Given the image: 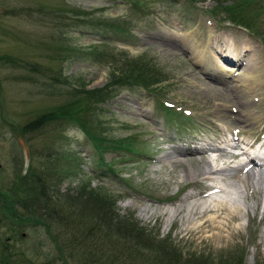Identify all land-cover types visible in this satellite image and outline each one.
<instances>
[{
    "label": "rangeland",
    "instance_id": "rangeland-1",
    "mask_svg": "<svg viewBox=\"0 0 264 264\" xmlns=\"http://www.w3.org/2000/svg\"><path fill=\"white\" fill-rule=\"evenodd\" d=\"M136 1L137 7L128 0H0L1 193L23 189L15 172L20 170L21 176L29 164L38 170L41 163L52 179H58L59 192L71 193L85 182L94 192L114 199L121 218L131 216L149 237L167 239L184 258L201 256L206 264H214L241 254L243 264H264V177L260 176L259 189L248 183L244 188V158L222 155L210 163L213 169L235 168L226 172L219 184L232 183L227 190L233 189L236 177L240 179L237 189L228 194L232 203L241 206L229 227L231 236L216 240L200 226V215L205 212L194 219L188 215L193 204L204 210L211 200L221 199L218 193L212 198L201 195L209 187L197 175L209 158L203 154L179 156L174 144L204 137L227 139L230 130L245 142L254 138L264 141V0H256L260 15L253 35L228 22L221 9L213 10L237 0ZM63 7L70 10L62 13ZM71 10L93 15L79 27ZM114 17L125 22L127 33L92 28L98 20ZM190 37L196 45L189 42ZM215 40L226 44L212 48ZM203 45L207 61L200 63L197 51ZM245 45L249 50L244 54ZM79 48L110 54L116 61L143 56L165 77L149 93L119 86L94 113L108 139L130 136L136 151L112 149L107 142L99 159L75 126L61 128L52 139L49 131L42 136L28 132L27 123L62 104L72 89L81 84L87 90L100 89L108 82L111 61L91 52L81 58L70 57L78 56ZM224 56L237 58V70L229 72ZM249 66L259 84L241 93L236 88ZM159 99L175 113L164 115ZM176 117H180L179 123ZM140 151L142 154H137ZM170 157L177 162L171 163ZM110 164L116 176L108 169ZM5 223L0 222V244L7 245L6 253L17 254L19 264H41L51 253L43 231L27 226L22 230L23 240L9 239Z\"/></svg>",
    "mask_w": 264,
    "mask_h": 264
},
{
    "label": "trees",
    "instance_id": "trees-1",
    "mask_svg": "<svg viewBox=\"0 0 264 264\" xmlns=\"http://www.w3.org/2000/svg\"><path fill=\"white\" fill-rule=\"evenodd\" d=\"M128 1L133 7L139 5L136 0ZM257 5L256 0H237L228 6L218 5L213 10L221 9L227 21L241 25L253 34L260 15ZM68 10L61 8L62 13ZM213 10L208 12L213 15ZM71 12L77 17L75 22L79 27L93 15L91 11ZM98 24H101V28ZM124 24L120 17H114L98 20L92 28L122 35L128 31ZM90 52L111 61L112 70L108 82L100 89L87 90L83 84L76 90L72 89L73 92L62 104L36 115L34 120L27 123L28 132H39L42 136L49 131L48 138L52 139L61 128L75 126L99 159L101 151L107 148L104 145L107 142L111 143L108 146L112 149H122L128 153L136 151L134 138L130 136L112 141L108 139L94 113H98L99 105L109 99L112 91L119 86L140 88L149 93L156 89L152 86L165 77L143 56L116 61L110 54L79 48L78 56L70 57L81 58L90 55ZM42 66H37L38 72ZM32 70H36V67ZM19 134L24 138L21 129ZM38 165L41 167L37 170L29 164L26 173L21 176L18 173L20 170L15 172L16 182L23 189L17 188L11 194L1 193L0 190V211L4 214L0 222H8L6 228L11 233L9 239L18 237V240H23L22 230L27 226L29 229L43 231L52 251L43 258L41 264H206L207 260L201 256L182 257L167 239L149 237L146 229L140 227L131 216L121 218L118 215L114 199L94 192L85 182L77 185V189L71 193L59 192L58 179L51 178L48 168L43 170L45 165ZM108 169L115 171L111 164ZM5 248L7 251V245L0 244V264H19L15 259L17 254L6 253ZM19 254L18 257L22 255ZM214 264H243V257L239 254L225 260L218 259Z\"/></svg>",
    "mask_w": 264,
    "mask_h": 264
},
{
    "label": "bare ground",
    "instance_id": "bare-ground-1",
    "mask_svg": "<svg viewBox=\"0 0 264 264\" xmlns=\"http://www.w3.org/2000/svg\"><path fill=\"white\" fill-rule=\"evenodd\" d=\"M194 40L195 39L193 37L189 38V42L192 43L193 46L196 45V41H194ZM181 42L183 44H185V42L183 40H181ZM214 42H216V43H214L212 48L214 46H215V48H217L220 45H225L226 44V43H223V42L221 43V41H219V40L218 41L215 40ZM179 44H181V43L178 42V45ZM196 48H197V46H196ZM205 48H206L205 45L201 46V48L198 47V51L197 52H199L198 57H200V59H199L200 63L201 62L203 63L204 61H207V57L205 58V56H204ZM206 50H207V48H206ZM248 50H249L248 47L245 45L244 48L242 49V53L245 54L246 51H248ZM192 52H194V51H192ZM252 68L253 67H251V66L246 67L245 70H244V71H246V73H242L241 79L239 81L240 82V86L238 88H236L241 93L242 92L243 93H247L248 90H252L254 88V86H257V84H259V78L257 79V77L254 74ZM230 69L231 70H229V72H232L233 71V67H231ZM169 159L171 160V163L177 162V159L174 158V157H172V158L170 157ZM228 168H230V169H228ZM228 168L224 167V168H218V169L214 168L213 169V167L211 168L210 161H205L204 165H202V167L200 169L201 170L200 173L197 176L201 177L200 180L209 181V180L214 179L215 177L227 176V174H225L226 172L232 171L233 169H235V168H232V167H228ZM198 170H199V168H198ZM190 176H194V173H191ZM238 180H240V179L238 177H236L232 181L233 185H235L233 187V189L236 188ZM242 180L244 181L243 187L247 183L251 184L254 187V189H255V187H256V189H259V187H260L259 186L260 183H261L260 177L258 175H256L255 173H252V172L246 173L245 176H244V179H242ZM230 184H232V183L228 182L227 183V187L230 188V186H229ZM219 188L222 191L221 193L223 194V197H221V199L223 198L222 200L219 199V200H217L215 202H214L215 199L211 200V201H213L212 204H210V206H208L204 210H200L198 208L197 209L194 208L196 206L195 204H193L191 206V208L188 210V213H189L188 215L189 216L191 215L192 219H194L196 215L198 217L199 214L205 212L204 215H202V214L200 215L201 216L200 219H202V223H201L200 226H201V228L206 229V232H211V237L216 239V240H221L222 238H228L229 236H231V234L229 232V227L231 225V222L233 220H236V218L238 216V212L241 210V208H240L241 206L240 205L236 206L235 202L232 203L231 202L232 200L229 198L228 194L231 193V191L233 189L232 190H227V189H224L223 187H219ZM241 193H242V191L240 190V191L237 192V195L240 196ZM236 202H237V200H236ZM207 212H209V213H207ZM217 215L221 216L220 220H216V218L218 217ZM208 221H209L208 224H204V223H206ZM224 232H225V235H223Z\"/></svg>",
    "mask_w": 264,
    "mask_h": 264
}]
</instances>
